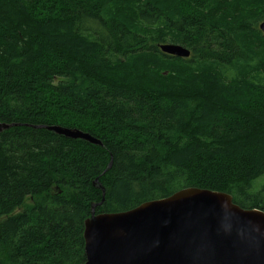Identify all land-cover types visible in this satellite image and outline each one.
<instances>
[{
    "label": "trees",
    "instance_id": "1",
    "mask_svg": "<svg viewBox=\"0 0 264 264\" xmlns=\"http://www.w3.org/2000/svg\"><path fill=\"white\" fill-rule=\"evenodd\" d=\"M261 21L264 0H0V264H84L93 205L196 188L264 212Z\"/></svg>",
    "mask_w": 264,
    "mask_h": 264
},
{
    "label": "water",
    "instance_id": "2",
    "mask_svg": "<svg viewBox=\"0 0 264 264\" xmlns=\"http://www.w3.org/2000/svg\"><path fill=\"white\" fill-rule=\"evenodd\" d=\"M259 30L264 34V21ZM158 49L178 59L191 55L175 44ZM17 126L0 123V134ZM33 128L102 145L77 129ZM94 187L104 195L97 179ZM95 206L84 222V264H264V212L240 208L229 194L188 188L123 213L95 214Z\"/></svg>",
    "mask_w": 264,
    "mask_h": 264
},
{
    "label": "rangeland",
    "instance_id": "3",
    "mask_svg": "<svg viewBox=\"0 0 264 264\" xmlns=\"http://www.w3.org/2000/svg\"><path fill=\"white\" fill-rule=\"evenodd\" d=\"M262 23V21L259 23V25ZM166 44H171L169 42H167ZM227 77V76H226ZM229 77H233V72L229 75ZM264 191V176L259 178L258 180H256L254 182V185H253V191L254 192H258V191Z\"/></svg>",
    "mask_w": 264,
    "mask_h": 264
}]
</instances>
